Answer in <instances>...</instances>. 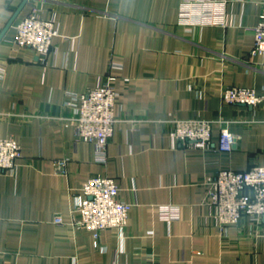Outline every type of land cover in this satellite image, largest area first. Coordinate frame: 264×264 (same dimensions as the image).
<instances>
[{
  "label": "crops",
  "instance_id": "1",
  "mask_svg": "<svg viewBox=\"0 0 264 264\" xmlns=\"http://www.w3.org/2000/svg\"><path fill=\"white\" fill-rule=\"evenodd\" d=\"M225 1L207 6L217 23L184 26L183 0H0V36L24 4L0 41V138L22 154L0 170V264H264V218L221 231L206 184L220 170L264 166V102L221 97L229 86L264 90V55L252 54L263 3ZM33 8L58 15L45 60L11 41ZM107 76L120 97L103 166L78 138L67 99ZM177 119L214 121L209 148L177 141ZM219 120L239 136L231 152L219 150ZM96 175L115 178L131 205L126 227L98 238L71 224L76 195ZM164 206L178 218H164Z\"/></svg>",
  "mask_w": 264,
  "mask_h": 264
},
{
  "label": "built area",
  "instance_id": "2",
  "mask_svg": "<svg viewBox=\"0 0 264 264\" xmlns=\"http://www.w3.org/2000/svg\"><path fill=\"white\" fill-rule=\"evenodd\" d=\"M259 21L255 27L252 54L264 55V0ZM225 0H183L179 23L196 26L217 23L218 13L207 6L224 4ZM210 4V5H209ZM220 7V6H219ZM56 12L49 19L41 16L38 8L14 24L16 34L11 41L19 47L32 48L41 60L53 48V39L59 36ZM6 64L0 62V77L4 76ZM115 76H107L99 85L82 94L70 92L67 104L75 109L71 118L79 139L95 146V160L103 166L108 164V144L117 121L115 107L120 93L113 82ZM222 101L230 104L257 106L264 102V90L258 93L253 88L229 86L222 93ZM221 124L219 150L231 152L239 136L230 131L228 122ZM174 138L182 144L207 150L212 141L214 121L207 119L174 120ZM21 146L13 138H0V170H12L21 157ZM66 160H57V168L65 172ZM208 194L215 207V219L221 231L237 225L243 216L259 224L264 218V166H252L246 170L224 169L207 179ZM120 187L115 178L96 175L83 185L76 195L72 225L93 232L96 238L108 228L124 229L128 223L131 205L120 199ZM175 207H162V216L168 220L178 218ZM56 223H63L62 216H55Z\"/></svg>",
  "mask_w": 264,
  "mask_h": 264
},
{
  "label": "water",
  "instance_id": "3",
  "mask_svg": "<svg viewBox=\"0 0 264 264\" xmlns=\"http://www.w3.org/2000/svg\"><path fill=\"white\" fill-rule=\"evenodd\" d=\"M26 2H27V0H25L24 3H26ZM23 5H24V4H23ZM23 5H22V7H23ZM22 7L19 8V10L16 12V14L14 15V17L12 18V20H11L10 23L8 24L7 28H6V29L4 30V32L1 34V36H0V41H1V39L3 38V36L5 35L6 31H7V30L9 29V27L12 25L13 21L15 20L16 16L18 15V13H19L20 10L22 9Z\"/></svg>",
  "mask_w": 264,
  "mask_h": 264
}]
</instances>
